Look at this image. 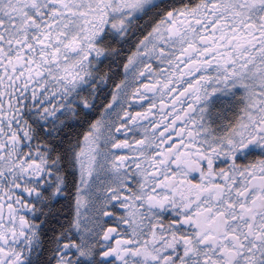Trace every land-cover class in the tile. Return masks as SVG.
<instances>
[{"label":"snow or ice","instance_id":"6c2138e0","mask_svg":"<svg viewBox=\"0 0 264 264\" xmlns=\"http://www.w3.org/2000/svg\"><path fill=\"white\" fill-rule=\"evenodd\" d=\"M0 264H264V0H0Z\"/></svg>","mask_w":264,"mask_h":264}]
</instances>
